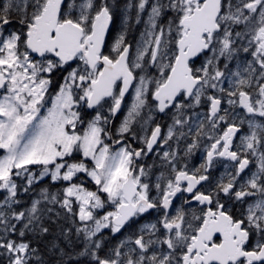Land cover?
<instances>
[{
  "label": "snow or ice",
  "instance_id": "6c2138e0",
  "mask_svg": "<svg viewBox=\"0 0 264 264\" xmlns=\"http://www.w3.org/2000/svg\"><path fill=\"white\" fill-rule=\"evenodd\" d=\"M118 8L0 0V264H264V0Z\"/></svg>",
  "mask_w": 264,
  "mask_h": 264
},
{
  "label": "flooded vegetation",
  "instance_id": "af4514ba",
  "mask_svg": "<svg viewBox=\"0 0 264 264\" xmlns=\"http://www.w3.org/2000/svg\"><path fill=\"white\" fill-rule=\"evenodd\" d=\"M127 1L128 0H114V1H112V0H110V2H114V3H116V4H119V8L117 9V11L119 12V14H122V10H123V5H125L126 3H127ZM133 23H134V21H133ZM136 27L137 26H135L132 30H133V32H134V30H136ZM132 31H131V33H130V35H129V39H132L133 37H135L134 36V33H133ZM113 35H115V32H113ZM117 120H118V118H117ZM117 120H116V122H117ZM167 123H170V120H165L164 121V126H166L167 125ZM136 146H139V145H136ZM198 155V153L196 154V155H194L193 157H194V159H193V161H192V159L190 160V161H192V162H190L189 164H190V166L192 165V164H196V165H198L199 164V162H200V160H201V156H199ZM150 158V157H149ZM152 158V157H151ZM150 160H147L146 162L148 163ZM180 204H181V201H180V199L179 198H177L176 199V201H175V206L176 207H179L180 206ZM151 219V218H150Z\"/></svg>",
  "mask_w": 264,
  "mask_h": 264
},
{
  "label": "rangeland",
  "instance_id": "374dc122",
  "mask_svg": "<svg viewBox=\"0 0 264 264\" xmlns=\"http://www.w3.org/2000/svg\"><path fill=\"white\" fill-rule=\"evenodd\" d=\"M112 1H114V0H112ZM127 2H128V1H127ZM123 9H124V5H123ZM115 10L117 11V9H115ZM122 12H123V10H122ZM117 13L119 14L118 11H117ZM141 28H142V26H137V27H136V30H134L135 33H134L133 30H132V32L134 33V36H135L136 38L139 37V31H140ZM106 51H107V49H106ZM130 101H131V97L129 96V97H127L126 102H127V103H130ZM125 111H126V108H125ZM123 114H124V113H121L120 118H118V120H117V122H116L117 124L119 123V120L122 119ZM163 123H164V122H163ZM164 125H165V124H164ZM166 126H167V125H166ZM166 126H164V130H165V131H166ZM198 155L201 156L200 153H198ZM199 156H198V157H199ZM192 158L194 159V157H192ZM192 158H191V159H192ZM193 159H192V161H193ZM147 160H150V161L148 162L149 164L153 162V158H151V157H150V158H147ZM192 161H190V162H192ZM190 162H189V163H190Z\"/></svg>",
  "mask_w": 264,
  "mask_h": 264
}]
</instances>
